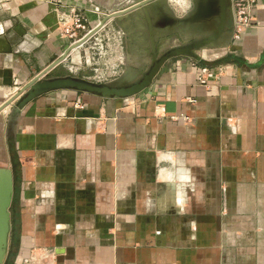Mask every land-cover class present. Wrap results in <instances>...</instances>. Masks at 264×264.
Listing matches in <instances>:
<instances>
[{
    "label": "crops",
    "instance_id": "obj_1",
    "mask_svg": "<svg viewBox=\"0 0 264 264\" xmlns=\"http://www.w3.org/2000/svg\"><path fill=\"white\" fill-rule=\"evenodd\" d=\"M118 1L64 0L89 29ZM236 33L229 13L227 44L168 59L133 96L61 89L6 108L4 264H264V0ZM78 37L43 0H0V105ZM87 43L43 79L79 69Z\"/></svg>",
    "mask_w": 264,
    "mask_h": 264
},
{
    "label": "rangeland",
    "instance_id": "obj_2",
    "mask_svg": "<svg viewBox=\"0 0 264 264\" xmlns=\"http://www.w3.org/2000/svg\"><path fill=\"white\" fill-rule=\"evenodd\" d=\"M132 1L121 0L110 5L109 14L128 8ZM199 3L200 0H165L153 10L148 8L150 19L143 8L123 18L114 19L102 32L103 27L98 31L99 34L97 32L90 38H93L94 49L90 54L82 53L79 69L71 71L65 68L63 73L72 77H89V72L84 74V71L91 69L94 79L105 80H90L96 84H120L140 80L153 64L154 57L158 59L173 48L202 40L216 32L220 12L209 14L208 10L199 7ZM88 33L89 31H85L76 41ZM87 42L86 47L89 48V40ZM227 42L228 35L221 34L216 41L203 45L195 52ZM101 57L106 61L99 62ZM111 58L118 59L116 66L109 63ZM99 71H103L105 75L97 74Z\"/></svg>",
    "mask_w": 264,
    "mask_h": 264
},
{
    "label": "water",
    "instance_id": "obj_3",
    "mask_svg": "<svg viewBox=\"0 0 264 264\" xmlns=\"http://www.w3.org/2000/svg\"><path fill=\"white\" fill-rule=\"evenodd\" d=\"M165 0H133L132 4L120 11L107 15L98 26L91 29L89 33L84 36L81 40L70 44L66 47L64 53L60 58L55 60L50 66H48L44 71L41 72L39 76L34 77L27 84L22 86V88L16 92L10 99L6 100L2 105H0V146L3 149L4 154L6 155L5 150V134L7 128V122L3 119V111L9 106H13L12 118L16 117L20 111V109L26 106L29 102L34 100L35 98L50 93L52 91L61 90V89H73L79 92H88L91 94H95L104 98H121V97H129L135 94L140 93L141 91L148 88L155 76L158 74L159 70L163 66V64L170 58L176 56H194L195 51L201 48L203 45L210 44L216 41L219 38V35H223L226 31L227 20L230 15H232L233 19H235V8L232 10L233 0H200L199 7L202 9L208 10L209 14H214V12L219 11L218 15V27L216 28V32L202 40H197L193 43H189L183 46H179L171 49L167 53H165L160 58L156 59L154 57L153 64L145 72L140 80L131 81L128 83H120V84H96L86 79L80 77H58L54 79H43V76L51 70L56 65L60 64L64 61L69 53L72 50H75L81 47L84 43H86L92 36H94L103 26L104 24L111 18H123L125 15L139 9L143 8L146 11V16L150 19L149 7L153 10L154 7L161 6ZM20 98L17 104L14 105L16 99ZM0 169H8L10 171L11 178V186H10V199H9V237L11 231V212L10 207L13 201L14 195V174L9 164V161L5 157L3 162H0ZM8 255V250L0 261V264H4Z\"/></svg>",
    "mask_w": 264,
    "mask_h": 264
},
{
    "label": "built area",
    "instance_id": "obj_4",
    "mask_svg": "<svg viewBox=\"0 0 264 264\" xmlns=\"http://www.w3.org/2000/svg\"><path fill=\"white\" fill-rule=\"evenodd\" d=\"M56 8L59 17V28L62 35L76 39L80 31H90L89 22L85 19L78 8L65 4L64 0H43ZM235 20L237 24L236 37L239 31L251 24L253 12L257 6V0H235ZM77 41L72 42L71 44ZM209 69L202 68L201 74H207ZM202 83L205 80L202 78Z\"/></svg>",
    "mask_w": 264,
    "mask_h": 264
},
{
    "label": "bare ground",
    "instance_id": "obj_5",
    "mask_svg": "<svg viewBox=\"0 0 264 264\" xmlns=\"http://www.w3.org/2000/svg\"><path fill=\"white\" fill-rule=\"evenodd\" d=\"M10 186V171L8 169H0V261L9 248Z\"/></svg>",
    "mask_w": 264,
    "mask_h": 264
}]
</instances>
